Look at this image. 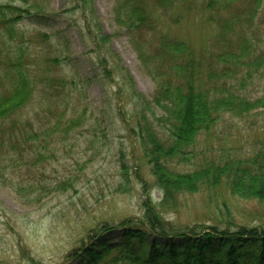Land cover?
I'll use <instances>...</instances> for the list:
<instances>
[{
  "label": "trees",
  "instance_id": "16d2710c",
  "mask_svg": "<svg viewBox=\"0 0 264 264\" xmlns=\"http://www.w3.org/2000/svg\"><path fill=\"white\" fill-rule=\"evenodd\" d=\"M78 3L85 20L95 27L96 18L90 10L93 0ZM190 3H199L201 10L208 12L204 18L212 33L207 44L196 46L171 33L172 26L182 24L180 17L162 19L158 14L190 7ZM46 4V0L0 2V179L10 185L23 205L40 204L54 193L74 188L71 178L45 182L37 169L54 158L61 142L89 119L82 97L78 104L71 103L70 93L67 97L77 86L74 79L59 73L63 52L53 36L19 27L23 19L43 15ZM114 17L129 31L138 58L156 84L151 101L135 90L128 70L118 63L121 58L111 53V37L91 32L89 27L88 33L93 41L97 38L93 45L100 64L107 69L104 73L118 78L123 84L119 89L130 87L137 122L133 131L139 134L154 186L163 196L156 204L150 197L143 200L142 218L120 222L123 236L118 243L99 240L91 246L100 234L94 232V237L71 251L68 258L79 257L81 264H264V230L242 225L235 231L215 225L181 227L162 213L164 208H178L182 194L219 191L223 186L239 198L264 201V140L248 158L205 157L190 172L168 165L170 159L192 153L190 149L196 147L200 136L212 131L225 116L244 118L264 109V89L258 97L248 92L252 81L264 82V0H115ZM38 42L45 45L39 49ZM39 86L44 96L38 107L47 115L44 122L26 116ZM158 127L168 131L167 138ZM18 172L33 181L7 182L9 174ZM121 174V185L129 190L132 181L125 162ZM149 237L185 242L163 247ZM218 239L220 245L215 244ZM243 239L247 242L240 245ZM29 263L44 264L34 257Z\"/></svg>",
  "mask_w": 264,
  "mask_h": 264
},
{
  "label": "rangeland",
  "instance_id": "374dc122",
  "mask_svg": "<svg viewBox=\"0 0 264 264\" xmlns=\"http://www.w3.org/2000/svg\"><path fill=\"white\" fill-rule=\"evenodd\" d=\"M4 1L7 0H0ZM46 3L48 9L43 15L25 18L19 27L30 33L48 32L53 36L54 44L63 52L64 64L59 73L74 79L77 86L66 93L67 97L70 93L68 98L72 104H78V98L82 97L89 119L61 142L54 158L37 169L43 173L45 182L71 178L74 188L54 193L40 204L23 205L10 185L0 179V263L5 264H31L29 260L33 257L44 264H81L79 257L69 259L68 254L84 241H90L94 232L100 234L90 242L91 246L99 240L118 243L123 236L120 222L142 218L143 200L150 197L156 204L163 196L154 186L151 165L140 146L139 134L133 131L137 122L130 87L119 89L122 83L119 84L118 78L104 73L107 69L100 64L93 45L97 38L93 41L92 34L88 33L89 27L91 32L111 37L108 43L111 53L121 58L118 63L128 70L135 90L151 101L156 84L138 58L129 31L115 21V0H93L90 10L96 18L95 27L100 30L85 20L78 0H46ZM206 13L199 3H190V7L158 14L162 19L180 17L182 24L172 26L171 33L201 46L203 42L208 43L212 33V26L206 24ZM36 45L40 49L45 44ZM118 63L114 58V64L118 66ZM41 89L39 86L34 104L26 108L29 111L26 116L33 117L35 122L38 119L44 122L47 118L45 111L38 107L44 96ZM263 89L264 82L255 80L248 92L251 97H258ZM158 128L167 138L168 131ZM263 140L264 109L244 118L225 116L212 131L200 136L196 147L190 149L192 153L170 159L168 165L179 172H190L205 157L248 158L261 147ZM124 162L132 181L129 190L121 185ZM28 177L24 172L9 174L7 182L33 181ZM177 203L178 208L167 211L164 208L162 213L167 221L181 227L215 225L235 231L242 225L250 230H264V201L239 198L224 186L219 191L204 189L182 194ZM105 225L109 226L107 231L103 230ZM149 238L159 241L163 247L172 242L179 245L185 242L180 238ZM220 241L215 244L220 245ZM246 242L243 239L240 245Z\"/></svg>",
  "mask_w": 264,
  "mask_h": 264
}]
</instances>
